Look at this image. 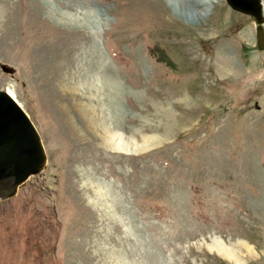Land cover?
<instances>
[{
    "label": "rangeland",
    "instance_id": "obj_1",
    "mask_svg": "<svg viewBox=\"0 0 264 264\" xmlns=\"http://www.w3.org/2000/svg\"><path fill=\"white\" fill-rule=\"evenodd\" d=\"M17 1L14 38L0 32V91L47 163L0 201V264H264L254 21L226 0L206 16L180 1L195 20L169 0Z\"/></svg>",
    "mask_w": 264,
    "mask_h": 264
},
{
    "label": "water",
    "instance_id": "obj_2",
    "mask_svg": "<svg viewBox=\"0 0 264 264\" xmlns=\"http://www.w3.org/2000/svg\"><path fill=\"white\" fill-rule=\"evenodd\" d=\"M228 6L249 16L258 26L257 50L264 52L261 0H226ZM264 66V63H263ZM5 73L11 70L2 68ZM47 156L35 126L7 91H0V201L14 198L33 176L42 173Z\"/></svg>",
    "mask_w": 264,
    "mask_h": 264
},
{
    "label": "bare ground",
    "instance_id": "obj_3",
    "mask_svg": "<svg viewBox=\"0 0 264 264\" xmlns=\"http://www.w3.org/2000/svg\"><path fill=\"white\" fill-rule=\"evenodd\" d=\"M180 1H181V3H185L186 2V0H169V3H170V6H172L179 13L180 16L189 18L190 20H195L196 17L192 14L193 10L191 8H190L189 12H186V11L182 10L180 8ZM214 2H215L214 0H197L196 1L197 7L198 8H199V6L202 7V9L200 11H198V13L200 15H204L205 14V16H206L208 14L209 8L211 7V5ZM19 3H20V0L17 1V4H19ZM2 6H3L5 12H4V19L2 21V23L4 25L2 27L3 29H0V32H3L5 34V36H4L5 40H12L14 38V33L17 31V24H18L17 17L19 15V12H16V11H14L11 8L9 0H5L3 2ZM84 11L85 12H82L83 15H85L84 18H87V16H90L91 13H92L93 20L97 21V18L95 16V12L94 11L91 12V10H89V9H85ZM205 11H206V13H205ZM198 13H197V15H198ZM57 16L59 18H64L62 14H57ZM68 19L69 20H73V21H77V18H75V17H68ZM90 19H91V17H90ZM224 70L225 71H231L232 68L227 66V67L224 68ZM111 78L112 77H110V76H104V81H103L104 86H106L109 89L112 88L114 90V91H112L110 89L113 92L112 96L115 95V94L118 95V93H120L121 90H122V85H119L118 83L113 81ZM7 91L10 94V96L14 100H16L13 92L11 90H8V89H7ZM16 102H18V101L16 100Z\"/></svg>",
    "mask_w": 264,
    "mask_h": 264
}]
</instances>
